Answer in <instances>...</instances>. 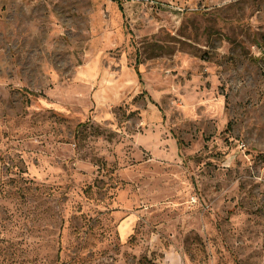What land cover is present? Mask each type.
I'll return each mask as SVG.
<instances>
[{
    "label": "rangeland",
    "instance_id": "obj_1",
    "mask_svg": "<svg viewBox=\"0 0 264 264\" xmlns=\"http://www.w3.org/2000/svg\"><path fill=\"white\" fill-rule=\"evenodd\" d=\"M119 1L0 0V264H264V0Z\"/></svg>",
    "mask_w": 264,
    "mask_h": 264
},
{
    "label": "trees",
    "instance_id": "obj_2",
    "mask_svg": "<svg viewBox=\"0 0 264 264\" xmlns=\"http://www.w3.org/2000/svg\"><path fill=\"white\" fill-rule=\"evenodd\" d=\"M117 2H118L119 9L122 10V5H121L120 1L117 0ZM136 70H137V69H136ZM137 73H138V71H137Z\"/></svg>",
    "mask_w": 264,
    "mask_h": 264
}]
</instances>
